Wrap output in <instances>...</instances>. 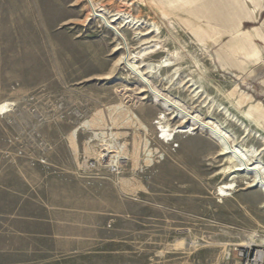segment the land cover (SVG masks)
<instances>
[{
    "label": "rangeland",
    "instance_id": "374dc122",
    "mask_svg": "<svg viewBox=\"0 0 264 264\" xmlns=\"http://www.w3.org/2000/svg\"><path fill=\"white\" fill-rule=\"evenodd\" d=\"M254 5L0 0V264H264Z\"/></svg>",
    "mask_w": 264,
    "mask_h": 264
},
{
    "label": "bare ground",
    "instance_id": "6f19581e",
    "mask_svg": "<svg viewBox=\"0 0 264 264\" xmlns=\"http://www.w3.org/2000/svg\"><path fill=\"white\" fill-rule=\"evenodd\" d=\"M90 1V3H91V0H89ZM253 2H254V4H256V5H258V6H263L262 5V2L264 1V0H252ZM248 3V2H247ZM256 5H254V6H256ZM91 7H92V13L94 14V16H96V17H99V18H101L102 16L101 15H98L96 12H95V9H94V5H93V3L91 4ZM258 8V7H257ZM262 10V9H261ZM121 14V13H120ZM255 14V13H254ZM116 15V14H115ZM115 20L114 19H112V22H114ZM108 23H109V27L113 30V31H115L116 33H118L119 35H120V33L118 32V30H117V28L116 27H114V26H112V25H110L111 24V21L109 22L108 21ZM108 27V28H109ZM135 27V26H134ZM205 30V29H204ZM202 31V30H201ZM202 32H204V31H202ZM201 32V33H202ZM206 34H208V33H206ZM237 39V42H238V44H240L239 46H241V48H242V50H244L246 53H247V56L248 57H250L255 51H256V46L254 45V44H252V40H251V37L249 36V34L247 33V32H243V33H241V35H240V37L239 38H236ZM234 40V39H233ZM237 44V43H236ZM240 48V47H239ZM166 63V62H165ZM164 63V64H165ZM164 66V65H163ZM153 67V66H152ZM160 67V66H159ZM153 93V92H152ZM157 95V94H156ZM158 96V95H157ZM243 96V95H242ZM248 96V95H247ZM243 97H246V96H243ZM243 97L241 98L240 97V99H242L243 100ZM249 98V97H248ZM247 100H249V99H247ZM157 101V100H156ZM240 101V100H239ZM238 101V102H239ZM244 102H245V100H244ZM173 103V102H172ZM240 103H241V101H240ZM251 103V102H250ZM250 106V105H249ZM8 107V105H3V106H1L0 107V110L1 111H3V110H5L6 108ZM253 115L254 117H256L257 119H259V121H264V105H262V103L261 102H256L255 104H253V105H251L250 107H249V111H248V113H247V115ZM250 116V117H251ZM252 118V117H251ZM194 120V122L195 123H197V121H196V119L195 118H193ZM194 122H193V125H195L194 124ZM198 127H200V128H202L203 130L204 129H207V130H209V133H210V136L214 139V140H216L218 143H219V145L222 147V152H224V153H227V154H229L230 155V159L232 160V159H237V160H243V156L241 155V153H240V149L239 150H237L236 148H234L233 146H231L230 145V138H229V136H227V134H225V133H223V131H221L218 127H213V125H211V123L210 122H208V123H201V122H198ZM179 132H186V131H177V132H175V133H179ZM173 135V133L172 134H169L168 136L169 137H171ZM235 147H236V145H235ZM239 161H237V162H239ZM240 161V162H241ZM241 164V163H240ZM263 170V168H261V167H259V166H256V165H253V164H250V163H244V162H242V164L241 165H238L237 167H236V171H239V172H243V173H247V174H249V173H258V175L260 176V174L263 172L262 171ZM258 176V177H259ZM257 177V178H258ZM255 178H256V176H255ZM260 178V177H259ZM254 185H256V186H258V187H260V189H262V191L264 192V178H260V179H256L255 180V183H254ZM234 188V184L233 183H231V184H228V185H226V186H224V187H222L221 189H220V192H221V194L222 195H225V196H227L226 195V190H231V189H233Z\"/></svg>",
    "mask_w": 264,
    "mask_h": 264
},
{
    "label": "built area",
    "instance_id": "2783aa9c",
    "mask_svg": "<svg viewBox=\"0 0 264 264\" xmlns=\"http://www.w3.org/2000/svg\"><path fill=\"white\" fill-rule=\"evenodd\" d=\"M249 256H250L249 253L243 252V253L240 254V259H242L243 261H245V264H249V262H250ZM253 261H255V259ZM257 261L259 263L261 262V264H262V261H259V260H257Z\"/></svg>",
    "mask_w": 264,
    "mask_h": 264
}]
</instances>
